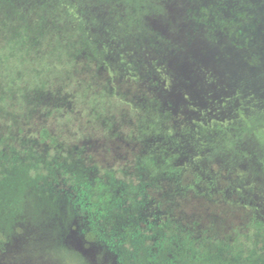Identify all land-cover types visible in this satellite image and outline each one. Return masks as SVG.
I'll use <instances>...</instances> for the list:
<instances>
[{
	"label": "rangeland",
	"instance_id": "1",
	"mask_svg": "<svg viewBox=\"0 0 264 264\" xmlns=\"http://www.w3.org/2000/svg\"><path fill=\"white\" fill-rule=\"evenodd\" d=\"M15 1L27 20L16 16L8 18L0 12V145H11L25 152L35 147L51 153L60 150L64 154L70 146L81 149L84 145V152L93 156L95 160H92L98 162L99 168H114L120 177L147 184L152 182L151 175L141 171L135 160V154L142 149L140 128L149 121V117L144 116L147 97L139 100L132 93L133 88L124 79L130 77L127 68L124 74H120L122 70L115 80L107 82V71L102 70L101 62L92 50L83 45L79 28L81 19L87 20L92 31L106 40L101 44L108 47L110 38L103 32L104 27L113 26V21L104 23L100 15L105 17L104 14L114 7L125 9V6L116 2L107 4L108 0H77L84 9L77 19L63 8L44 7L47 0ZM189 1L197 9L205 5L219 11L225 19L233 13L235 18L230 15L233 25L214 27L215 30L209 33L202 20L197 27H191L193 15H201L193 9L190 14L184 13L185 18L177 12L180 25L173 30L165 18L167 15H154L159 22L152 24L162 33L155 41L167 40V56H171L166 58V63L179 80L182 78L178 85L182 91L178 95H174L173 88L162 91L165 98L176 101L178 121L174 133L179 140L191 137V132L185 133L181 126L191 124L194 118L204 121L205 125H213L216 113L206 111L213 105L208 98H220V107L224 102L228 104L223 111L224 115H229L226 118L232 120L236 116L239 120L236 124L245 121L260 125L258 139L253 136L254 131L248 133L240 129L237 131L244 137L241 144L233 148L226 145L227 140L223 141L226 131L214 136V141L220 144L212 147L207 145L199 149L197 138L194 142L191 139L184 157L186 168L183 173L165 180L163 197L156 188L149 187L148 194L152 199L162 198L167 203L148 211V217L151 222L156 211L163 215L170 210L183 226L194 232L218 238L234 237L238 232H249L253 219H264V167H258L257 175L242 176L248 165H258L254 158L257 160L264 155V0ZM219 2H225L227 9ZM40 13L47 15L46 18L42 19ZM151 18L153 15L149 20ZM123 27L125 24L121 23L119 28ZM21 35H25L23 41ZM126 35L125 31L123 39ZM133 48L129 52L146 54L136 45ZM236 57L237 67L245 69L240 73L246 77V82L238 81L234 85L230 76L235 77L237 72L228 70L226 60L230 58L236 68L233 59ZM207 77L214 80L209 81ZM238 89L242 90V95L233 98ZM119 90L122 93L119 94ZM188 95L198 101L200 108L196 110L187 104ZM167 124L165 122L163 126ZM192 127L193 130L198 128ZM244 150L249 158L241 156ZM55 183L56 187L76 198L75 188L65 176H60ZM86 217L85 214L80 218L85 224ZM242 239L246 241L245 236ZM28 240L34 244L39 239L36 235L18 236L8 250L0 252V264H42L38 248L23 246ZM156 242L157 238L151 244ZM69 244L90 264H104L95 241L81 236L79 231L70 235ZM77 258L81 262V258ZM78 261L73 262L82 264Z\"/></svg>",
	"mask_w": 264,
	"mask_h": 264
},
{
	"label": "trees",
	"instance_id": "2",
	"mask_svg": "<svg viewBox=\"0 0 264 264\" xmlns=\"http://www.w3.org/2000/svg\"><path fill=\"white\" fill-rule=\"evenodd\" d=\"M153 1L124 0L122 3L121 0H108L107 4L116 2L125 6L123 9L116 4L119 8L114 7L110 13L104 14L105 17L100 15L104 23L113 21L114 27L111 24L103 26V34L110 38L109 48L101 44L104 37L92 31L90 22L88 25L87 20L81 19L79 27L83 45L92 50L91 53L101 62L102 70L107 71V82L115 80L117 73L122 70L120 74H124L127 68L130 77L124 79L133 88V92L130 89L129 92L139 100L147 97L144 116L149 117V121L140 128L142 138H139V144L142 149L135 154V160L141 171L151 175L152 182L147 184L129 177H120L114 168H99L93 156L84 152V145L81 149L70 146L66 154L60 150L54 153L49 150L40 151L35 147L25 152L11 145H0V252L8 250L15 238L22 234L26 237L36 235L39 240L34 244L28 240L23 246L38 248L42 264H75L73 261L77 262V257L81 258L78 263L90 264L83 255L74 252L69 244L70 235L79 231L81 236L95 241L99 256L104 257V264H264V219H253L247 233L238 232L234 237L227 235L219 238L183 226L170 210H166L163 215L156 211L153 220L149 222L148 211L165 202L159 197L152 199L148 194L149 187L154 190L156 188L163 197L165 180L174 174L183 173L186 168L184 157L191 139L194 142L197 138L196 147L199 149L207 145L212 147L220 144L214 141V136L226 131L223 141L227 140L226 145L233 148L240 145L244 137L238 129L248 133L254 131L253 136L256 135L258 139L260 126L245 121L236 124L235 121H239L236 116L232 121L230 117L226 118L228 113H223L226 109L224 106H228L227 102L220 107V98H208L213 105L206 111H215V123L209 126L194 118L191 124L181 126L185 133L188 130L191 132V137L179 140L174 133L177 131L175 122L178 121L175 98L167 97V92L165 98L162 91L173 88L174 95H178L182 89L178 86L182 78L179 80L166 63V58L171 56H167V40L155 41L162 37V33L152 24L159 22L154 15H167L165 18L173 30L180 25L177 12L184 16L193 9L201 15H193L191 27H197L202 20L209 33L215 28L233 25L230 15L233 18L235 16L234 13H228L225 19L219 11L205 5L197 9L189 0H164L162 3L156 0L152 4ZM219 3L227 9L225 2ZM16 5L15 0H0V12L8 18L16 16L26 21L24 13ZM46 5L55 9L63 8L64 12L77 19L84 12L77 0H47L44 7ZM152 15L153 18L149 20ZM40 16L44 19L47 15L40 13ZM121 23L125 27L119 28ZM125 31L127 35L123 39ZM195 36H191V39H195ZM21 38L23 41L25 35H21ZM114 38L117 39L114 41ZM188 42L191 43L190 40ZM134 45L146 54L129 52ZM127 53L131 55H128L129 58ZM233 59L235 65L238 64V58ZM226 61L230 68L228 70L237 72H231L235 75L230 76L231 84L246 82V77L243 78L240 73L245 69L238 68V65L235 68L230 58ZM99 78L103 77L99 75ZM207 78L209 81L214 80ZM236 95H242V90L238 89L233 98ZM185 100L194 109L200 108L198 101L191 96L188 95ZM165 122L169 123L166 127L163 126ZM192 125H196L197 130H193ZM241 154L244 158L248 157L247 150ZM257 158L254 160L258 165H248L247 170H243L244 178L249 173L257 175L258 167H264V155ZM60 176H65L72 183L76 198L73 199L65 190L55 186ZM170 199L174 201L172 196ZM85 214L86 224L80 219ZM244 236L246 241L242 239ZM156 238V244H151Z\"/></svg>",
	"mask_w": 264,
	"mask_h": 264
}]
</instances>
